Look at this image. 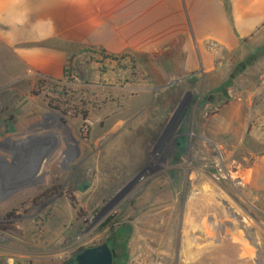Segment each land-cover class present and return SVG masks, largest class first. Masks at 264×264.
<instances>
[{
  "label": "rangeland",
  "instance_id": "1",
  "mask_svg": "<svg viewBox=\"0 0 264 264\" xmlns=\"http://www.w3.org/2000/svg\"><path fill=\"white\" fill-rule=\"evenodd\" d=\"M70 52L52 79L0 50V252L264 264V44L202 76Z\"/></svg>",
  "mask_w": 264,
  "mask_h": 264
},
{
  "label": "crops",
  "instance_id": "2",
  "mask_svg": "<svg viewBox=\"0 0 264 264\" xmlns=\"http://www.w3.org/2000/svg\"><path fill=\"white\" fill-rule=\"evenodd\" d=\"M263 44L264 0H0L1 52L52 79L72 49L178 55L182 75L202 76Z\"/></svg>",
  "mask_w": 264,
  "mask_h": 264
},
{
  "label": "flooded vegetation",
  "instance_id": "3",
  "mask_svg": "<svg viewBox=\"0 0 264 264\" xmlns=\"http://www.w3.org/2000/svg\"><path fill=\"white\" fill-rule=\"evenodd\" d=\"M58 189H59L58 187L53 186L50 189L46 190L42 196H47V194L55 192ZM10 216L12 215L8 214L5 217L8 218ZM104 244L107 245L108 249L112 254V264H125L124 255L114 250L113 247L110 246V243L108 242H104L92 246L74 245L63 251L52 253V255H50L48 251H43V250L36 251L34 253L32 251L30 252L13 251L10 247L9 248L7 247L4 250V252H0V264H78L76 259L79 255H81L83 252H85L88 249L99 248ZM16 254H19V257H24L28 259L19 260ZM34 254H36V256H34Z\"/></svg>",
  "mask_w": 264,
  "mask_h": 264
},
{
  "label": "water",
  "instance_id": "4",
  "mask_svg": "<svg viewBox=\"0 0 264 264\" xmlns=\"http://www.w3.org/2000/svg\"><path fill=\"white\" fill-rule=\"evenodd\" d=\"M78 264H112V254L107 245L88 249L76 259Z\"/></svg>",
  "mask_w": 264,
  "mask_h": 264
},
{
  "label": "trees",
  "instance_id": "5",
  "mask_svg": "<svg viewBox=\"0 0 264 264\" xmlns=\"http://www.w3.org/2000/svg\"><path fill=\"white\" fill-rule=\"evenodd\" d=\"M98 53H100L102 56H103V58L104 59H113V60H115V59H119V58H121L122 56H114V55H109V54H107L106 52H104V51H97ZM157 56V55H156ZM181 142L179 141V144H180ZM181 145V144H180Z\"/></svg>",
  "mask_w": 264,
  "mask_h": 264
},
{
  "label": "built area",
  "instance_id": "6",
  "mask_svg": "<svg viewBox=\"0 0 264 264\" xmlns=\"http://www.w3.org/2000/svg\"><path fill=\"white\" fill-rule=\"evenodd\" d=\"M222 56H220L218 59H220ZM263 83H264V77H263V81H262Z\"/></svg>",
  "mask_w": 264,
  "mask_h": 264
},
{
  "label": "bare ground",
  "instance_id": "7",
  "mask_svg": "<svg viewBox=\"0 0 264 264\" xmlns=\"http://www.w3.org/2000/svg\"><path fill=\"white\" fill-rule=\"evenodd\" d=\"M183 249V248H182ZM188 251H190V250H188ZM185 252V251H184Z\"/></svg>",
  "mask_w": 264,
  "mask_h": 264
}]
</instances>
